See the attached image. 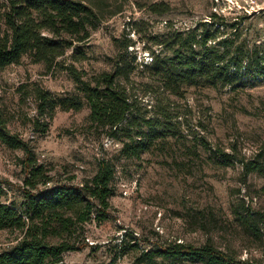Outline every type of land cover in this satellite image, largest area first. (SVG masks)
I'll use <instances>...</instances> for the list:
<instances>
[{
  "label": "rangeland",
  "instance_id": "rangeland-1",
  "mask_svg": "<svg viewBox=\"0 0 264 264\" xmlns=\"http://www.w3.org/2000/svg\"><path fill=\"white\" fill-rule=\"evenodd\" d=\"M82 1L96 12V27L79 49L68 48L61 60L88 73L110 70V59L126 37L136 61L150 62L152 49L166 50L156 44L157 38L209 20L214 7L229 19L244 17L236 43L246 51L264 42V10L250 13L233 4L234 0ZM4 9L5 0H0L1 26ZM114 37L120 40L118 48ZM73 51L75 57H84L75 59ZM138 67L132 84L133 92L141 98L142 110L147 108L152 114L155 103H159L156 97H160L175 131L164 147H153L140 158L121 156L117 139L91 127L88 107L79 111L58 109L46 132L33 130L37 107L30 87L40 85L56 95L72 93L75 84L66 70L59 66L47 69L26 55L19 63L0 70V107L8 126L31 141L38 161L54 166V179L74 175L73 182H83L95 173L101 157L110 158L115 165L108 218L86 223V245L81 251L64 254L61 264H144L137 260L142 249L170 241L195 245L211 242L254 264H264V176L245 174L237 160L256 154L264 159V80L250 76L234 88L197 82L185 86L182 96H175L154 82L146 85L151 81L148 72ZM220 150L236 160L223 164ZM18 156H22L20 150L0 143V180L10 183H2L5 194L0 199L17 205L23 200L18 190L23 177ZM233 208L241 214L247 208L257 214L261 235L247 230ZM16 235L0 229V249L14 244ZM151 264L171 263L157 258Z\"/></svg>",
  "mask_w": 264,
  "mask_h": 264
},
{
  "label": "trees",
  "instance_id": "trees-1",
  "mask_svg": "<svg viewBox=\"0 0 264 264\" xmlns=\"http://www.w3.org/2000/svg\"><path fill=\"white\" fill-rule=\"evenodd\" d=\"M243 18L238 15L229 19L214 11L209 20L198 21L192 29L162 35L155 42L166 50L162 53L152 49L150 62L136 61L137 55L128 50L131 43L126 37L110 59V70L88 73L73 64L62 63L61 58L68 48L79 49L96 27L97 14L90 5L82 0H5L4 26L0 25V70L19 63L24 55L34 63H43L47 69L59 66L66 70L75 84L72 93L56 95L40 85L30 87L29 94L37 107L33 130L46 132L58 109L79 111L88 107L91 127L117 139L121 143V156L140 158L153 147H164L175 131L160 97H156L159 103H155L152 114H148L147 108L142 110L141 98L133 92L132 84L138 66L148 72L151 81L146 85L154 82L157 88L175 96H182L185 86L197 82L234 88L250 76L264 80V42L254 44L247 51L236 43ZM113 41L118 48L119 38L114 37ZM71 56L75 57L74 51ZM0 143L22 152L17 162L23 173L18 187L23 200L17 205L0 199V229L17 233L14 244L0 249V264H61L64 254L81 251L86 245V223H101L108 218L109 199L115 190L114 163L110 158H99L95 173L80 183L73 182L74 175L54 179V166L38 161L31 141L10 129L1 107ZM202 146L207 145L202 143ZM219 154L223 164L234 162L231 153L220 150ZM237 160L245 174L257 172L264 176V159H259L257 154ZM2 183L10 184L0 180V197L5 194ZM261 189L264 190V185ZM233 214L247 230L261 235L257 214L248 208L245 214L233 208ZM157 258L171 264L184 261L254 264L211 242L195 245L170 241L142 249L137 256L138 262L144 264L154 263Z\"/></svg>",
  "mask_w": 264,
  "mask_h": 264
},
{
  "label": "built area",
  "instance_id": "built-area-1",
  "mask_svg": "<svg viewBox=\"0 0 264 264\" xmlns=\"http://www.w3.org/2000/svg\"><path fill=\"white\" fill-rule=\"evenodd\" d=\"M233 4L250 13L264 10V0H234ZM214 11H216L215 7Z\"/></svg>",
  "mask_w": 264,
  "mask_h": 264
}]
</instances>
